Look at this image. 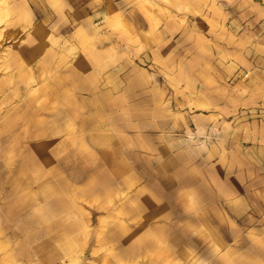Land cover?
<instances>
[{"label":"rangeland","instance_id":"1","mask_svg":"<svg viewBox=\"0 0 264 264\" xmlns=\"http://www.w3.org/2000/svg\"><path fill=\"white\" fill-rule=\"evenodd\" d=\"M214 9L222 13L223 29L233 19L238 27L247 22L256 35L264 34V0H0V65L6 55L28 51L35 41L83 37L93 41L95 28L82 25L93 17L103 18L104 13L124 14L130 29L121 52L125 66L139 54L136 44L148 41L149 31L157 44L156 56L165 57L167 17H173L175 27L184 18L187 27L196 29L209 24V12ZM245 9L251 15L241 14ZM75 49L77 55L85 50ZM162 66L159 64L158 71ZM41 84L36 83L25 94L34 93ZM233 98L238 113L230 122L225 118L227 123L222 118L216 139L222 141V148L234 149L238 159L154 160L136 151H121L126 161L134 164L129 169L138 167L141 174L129 184L128 176H111L107 186L96 184L97 177L91 174L95 170L81 161L87 153L96 157L102 152L89 123L73 127V110L59 113L61 124L56 130L51 111L22 112L24 117H19L17 124L8 125L11 109L1 110L0 260L11 252L13 264H224L219 258L231 248L238 253L237 262L245 249H254L258 259L262 253L258 250L264 249V95ZM222 103H229V98L222 97ZM130 114L143 117L142 112L126 113ZM44 116L46 125L39 126ZM180 119L186 118L175 117L177 122ZM209 130L212 133L213 129ZM126 133L125 142L141 140ZM196 162L194 173L188 166ZM51 165L60 169L69 198L77 194L76 201L72 196L60 203L54 196L65 200L61 192L67 186L62 181L60 187L53 185L49 190L54 195L42 190L56 181ZM22 169L28 175H20ZM173 171L172 176L169 173ZM87 194L91 197L88 201L83 198ZM43 209L51 210V216L44 218ZM103 220V231L111 232L110 238L104 241L106 251L92 257L93 249L100 247L96 236ZM113 233L119 238L112 237ZM73 235L84 237L74 248ZM214 235L221 239H209Z\"/></svg>","mask_w":264,"mask_h":264},{"label":"crops","instance_id":"2","mask_svg":"<svg viewBox=\"0 0 264 264\" xmlns=\"http://www.w3.org/2000/svg\"><path fill=\"white\" fill-rule=\"evenodd\" d=\"M241 12L244 16L251 15L248 9ZM221 14L216 9L210 11L209 24L196 29L187 27L184 18L175 27L173 17H167L166 56H156L154 48L157 44L149 31L148 41L140 40L136 44L139 54L130 59L129 67L125 66L126 58L121 52L127 45L125 33L130 29L124 14L119 13H104L103 18L93 17L82 25V28H95L93 41L84 37L68 41L53 38L49 42H33L28 51L21 49L6 55V61L0 65V111L10 108L12 114L7 117L6 124H17L19 117H24L22 112L48 110L54 114L52 124L56 130L61 124L59 113L63 109L73 110V127L81 126L79 122L84 121L96 132L94 139L102 153L96 157L87 153L81 161L95 170L91 174L97 177L95 183L102 186L109 185L111 176H128V183L124 182L129 184L141 174L138 167L134 171L129 169L128 166L134 164L122 155L121 151L126 150L154 160L238 159L234 149L222 148V141L216 139V129L220 132L222 118L227 123L225 118H230V122L232 115L238 113L239 105L233 97L264 95V34L256 35L247 27V22L238 27L237 20L233 19L228 28L223 29ZM77 47L85 49L81 55H77ZM159 64H164L161 71H158ZM39 82H43L41 88L30 95L25 94ZM222 97H228L229 103L223 105ZM244 106L253 108L241 104ZM130 111L142 112L143 117L127 116ZM179 115L186 119L177 122L175 117ZM45 122L44 116L38 125L45 126ZM69 123L71 129L72 122ZM126 132L141 140L125 142L123 135ZM188 167H192L194 173L198 170L197 162ZM50 170L56 181L42 190L53 194L49 191L51 187H60L62 181L67 186L61 192L65 200L62 202L59 196L53 195L60 203H65L69 198V187L61 178L59 168L51 165ZM169 174L173 176L175 172ZM20 175L28 174L22 169ZM110 189L103 190L109 192ZM215 190H221V187H215ZM72 196L73 201L78 199L77 194H72L69 199ZM25 198L22 201L25 202ZM83 198L91 199L89 194ZM41 213L46 218L52 211L43 209ZM104 226L105 220L102 230L97 233L99 237L96 236L101 242L100 247L93 249L92 257L106 251L104 241L110 238L111 232H104ZM112 237L119 238L118 234ZM82 238L83 235H73V248ZM209 239L221 238L214 235ZM229 251L225 256L221 255V263L224 260V264H264V249L258 250L262 252L258 253V259L254 258V249H245L240 262L236 259L237 251L232 248ZM14 261L13 254L7 252L0 264H13ZM214 264L218 263L215 261Z\"/></svg>","mask_w":264,"mask_h":264}]
</instances>
